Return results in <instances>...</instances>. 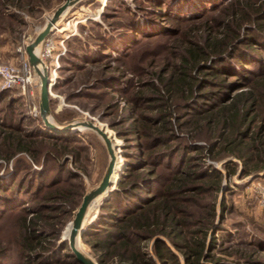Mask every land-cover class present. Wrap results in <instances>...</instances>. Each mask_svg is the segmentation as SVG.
<instances>
[{
	"label": "trees",
	"instance_id": "16d2710c",
	"mask_svg": "<svg viewBox=\"0 0 264 264\" xmlns=\"http://www.w3.org/2000/svg\"><path fill=\"white\" fill-rule=\"evenodd\" d=\"M52 2L60 0H0V48L15 55L24 26L10 7L36 16ZM101 3V23L66 42L57 89L67 105L100 114L129 155L120 178L117 162L109 199L94 200L99 212L81 241L97 264H264V212L238 224L252 227L248 238L221 230L233 213L229 179L238 169L240 178L264 172V0H141L136 14L123 0ZM5 99L0 159L25 154L32 164L16 158L0 178V264H80L66 241L56 251L52 240L84 196L62 159L81 168L95 138L25 131L23 98Z\"/></svg>",
	"mask_w": 264,
	"mask_h": 264
},
{
	"label": "rangeland",
	"instance_id": "374dc122",
	"mask_svg": "<svg viewBox=\"0 0 264 264\" xmlns=\"http://www.w3.org/2000/svg\"><path fill=\"white\" fill-rule=\"evenodd\" d=\"M65 1L66 0H60V2L58 3L52 2L51 7L49 9L41 10L40 13H38L36 16H29L28 14L24 12L18 11L10 7V9H8L7 11L17 15L20 19H22V21L24 22V26L22 28L21 35L15 47L16 54L9 55L10 53L9 47L0 48V63L19 65L22 55L17 51L18 47L20 45H24L25 47L29 45L33 41V39L39 34V32L43 29L47 20L53 15V13L59 7H61L65 3ZM102 1L104 0H84L82 1V3L71 8L65 15H63L59 19L58 23L56 24L58 32H55L50 35V37L54 38L58 48H64L65 53H66V48H67L66 42L72 39L73 37L81 35L80 30H79L81 26L86 27L88 25V21H94V22L101 23L100 16L106 4V3L102 4L101 3ZM123 1L125 2L127 8L132 13L136 14V10L140 8L139 2L141 0H123ZM137 21L141 27H145L146 29L149 28V22L142 16L137 15ZM67 26H68V30L66 32L59 33V31H61L63 27H67ZM72 44H73L72 46H74V43ZM40 47L37 49L36 53L38 52ZM23 57L27 59L26 54H24ZM61 57L59 58V62H58L59 67L56 70L57 79H56L55 85L51 89L52 95L50 96V100H51L50 112L52 109L54 114L59 115V118L63 120L64 122L61 125L57 124V122L54 119V116L51 114L52 122L59 127L68 125L72 122H91L97 125L99 128H102L103 130H105L107 135L109 136L111 135L112 143L116 145V153L118 156L117 162H119V159L122 161L120 172H119V178H120V175H121L120 173H122L125 167V164H126L124 157L126 155L127 156L129 155L124 150L125 143L123 140L115 136L114 131L110 130L106 123H103L99 120L98 115L100 114L96 116H91L89 115V113L81 111L76 105L79 102L76 104L74 103L73 105H67L65 103L64 92L66 90L62 91L64 89H59V90L57 89V87L59 86L62 87L64 83V78H62V76L60 75ZM33 75H36V74L34 73ZM70 88H72V86L69 87V89ZM80 89H81V86L78 88V90ZM1 93L3 92H0V94ZM14 94L17 95V91H9L10 97ZM34 95H35V102H36V105L39 111V86L34 89ZM7 100L8 99H5L2 102H0V110L4 109ZM19 111H20L19 112L20 114H18L19 117L24 118L23 129L25 131L39 130L40 132L45 134V136H47L46 138L48 140H50L52 136H56L55 134L51 133L47 128L43 126L41 119L38 120L40 116L34 118L33 116L28 114V109L24 101L22 102V106L20 107ZM0 118H1V114H0ZM68 120L70 123L67 124L65 121H68ZM77 134H80V137L83 140V142H86V139H85L86 136L87 137L91 136L95 138L93 139L91 144H88L89 151L87 153L82 154V158L84 159H82L81 168L80 166L74 164L73 158L71 157V155H65L64 158L62 159V164L66 163L67 168L70 171L80 176L81 183L83 185V193L85 196L90 191L95 189L101 182V179L105 173V170L109 162V157H108L103 141L95 133L88 130V131H83ZM75 135H68V136L72 137ZM57 137H60V136H57ZM63 137H67V136H63ZM198 145L203 146L204 144L198 143ZM16 158H24L28 163L32 164L31 158H29L25 154L17 155L15 158H13V160L8 161V162L0 159V178L7 179L9 178L11 174H13V165L15 163L14 161ZM205 161L208 165L211 164V165L216 166L217 169H220L221 164L225 162L224 161L222 163L215 164V163H211L208 160H205ZM42 163L43 162L41 161L40 164ZM32 169L39 171L41 168L38 167V165L36 164L34 165L33 163ZM262 176H264V172L256 174V175L240 178V170L238 169L236 175H234L233 177L229 179L230 191L227 193L225 201L227 202L228 205L230 204L233 205V213L228 215L225 221L223 222V225H221V230L223 232L231 233L234 236L235 234H237V232H240L241 238H248L249 235H251V233H254V231L252 230V227L249 224L247 226L244 225L245 226L244 230H241V231L240 229L238 230L237 227H238V224L239 225L241 223L245 224V221H246L245 214H249V215L252 214L253 216H255L254 218L257 219L258 215L264 212V208L260 205V199H259V194H258L261 189L264 190V179H262ZM227 181L228 180L225 177L223 181L224 187L220 195L218 196L217 201L220 199V196L225 192L224 190L226 186H228ZM242 185H244V187ZM97 203L98 201L96 200L90 204L87 210L86 218H85L86 225L92 220H95L94 219L95 215H98L99 208L101 206L97 210ZM77 210L75 211V213L77 212ZM217 212H218V204L216 206V213ZM70 223L71 221L68 222L66 226L63 228L60 238L58 240H52V243L55 244L56 251L58 249L59 244L63 242L62 238H64V232L67 226L70 225ZM215 225L217 226V221L215 222ZM245 234H248V237L245 236ZM80 250L84 255L94 260L93 254L90 248L87 245H85L82 241L80 242ZM47 258H50V257L48 256Z\"/></svg>",
	"mask_w": 264,
	"mask_h": 264
},
{
	"label": "water",
	"instance_id": "95a60500",
	"mask_svg": "<svg viewBox=\"0 0 264 264\" xmlns=\"http://www.w3.org/2000/svg\"><path fill=\"white\" fill-rule=\"evenodd\" d=\"M84 0H66L65 3L59 7L53 15L47 20L43 29L39 32V34L33 39V41L25 47V54L27 55V60L30 67L33 69L34 73L37 75L39 79V116L41 122L45 128H47L51 133L56 136H68L75 135L77 133L82 132V130H89L95 133L104 143L109 162L105 173L101 179L99 185L86 194L82 198V202L75 213L73 220L70 223V231L68 238L65 240L62 238V241H66L70 253L75 257L76 261L80 264H96L94 260L90 257L83 255L76 249L77 237L81 239L82 234L86 230V228L94 221L89 222L84 228V219L87 208L91 201L100 197L107 190L111 188V176L114 172L115 164H116V156L114 148L112 147V142L108 138L106 131L102 128H99L97 125L91 122H72L68 125L59 127L52 122L50 105H49V97H50V80L49 75L43 66L42 62L36 55V50L41 46L43 41L49 37L58 23L59 19L65 15L71 8L76 6L78 3ZM121 174V173H120ZM119 180L117 181L115 188L109 192L108 197L103 200L100 206L109 199L111 193L116 189ZM97 215H95L94 219H96Z\"/></svg>",
	"mask_w": 264,
	"mask_h": 264
},
{
	"label": "built area",
	"instance_id": "2783aa9c",
	"mask_svg": "<svg viewBox=\"0 0 264 264\" xmlns=\"http://www.w3.org/2000/svg\"><path fill=\"white\" fill-rule=\"evenodd\" d=\"M55 32H57L56 26L51 34ZM17 51L22 55L19 65L0 63V92L17 91L27 106L28 114L36 118L39 116V111L35 102L34 89L40 85L39 79L36 75H33V69L30 67L28 60L23 57L25 46L20 45ZM64 53V48H58L54 38L50 36L43 41L36 53L49 75L50 96L52 95L51 89L57 79L56 70L59 67V58ZM258 194L260 205L264 208V190L261 189Z\"/></svg>",
	"mask_w": 264,
	"mask_h": 264
},
{
	"label": "bare ground",
	"instance_id": "6f19581e",
	"mask_svg": "<svg viewBox=\"0 0 264 264\" xmlns=\"http://www.w3.org/2000/svg\"><path fill=\"white\" fill-rule=\"evenodd\" d=\"M68 30V26L67 27H63L62 29H61V31H59V33H64V32H66ZM57 32H58V29H57ZM37 51V50H36ZM83 131H88V130H82V132ZM109 138V137H108ZM110 139V138H109ZM111 142H112V140H111ZM112 147L114 148V151H115V156H116V164H115V168H114V172H113V174H112V176H111V179H110V181H111V188H112V186L114 185V183H115V176H116V172H117V167H118V165H117V159H118V156H117V153H116V146H114V144L112 143ZM111 188H110V190H107L104 194H102L100 197H102V196H104L105 194H107V196L109 195V192L111 191ZM100 197H98V198H100ZM97 199V198H96ZM95 200V199H94ZM93 200V201H94ZM93 201H91V203L93 202ZM90 203V204H91ZM90 204H89V206H90ZM89 206H88V208H89ZM88 208H87V210H88ZM86 214H87V211H86ZM86 214H85V218H86ZM86 226V223H85V219H84V225H83V228ZM69 231H70V226H69V228H68V233H67V238H68V235H69ZM63 239H65V238H63ZM66 240V239H65ZM80 238H79V235H78V237H77V246H76V249L80 252V253H82L81 252V250H80ZM83 254V253H82ZM84 255V254H83Z\"/></svg>",
	"mask_w": 264,
	"mask_h": 264
}]
</instances>
